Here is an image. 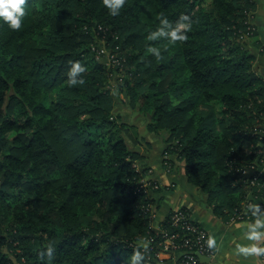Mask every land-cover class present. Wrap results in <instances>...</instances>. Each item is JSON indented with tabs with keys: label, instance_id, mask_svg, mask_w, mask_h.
Returning <instances> with one entry per match:
<instances>
[{
	"label": "trees",
	"instance_id": "obj_1",
	"mask_svg": "<svg viewBox=\"0 0 264 264\" xmlns=\"http://www.w3.org/2000/svg\"><path fill=\"white\" fill-rule=\"evenodd\" d=\"M37 1L42 18L27 0L20 30L0 23V207L20 196V227L0 236V264H129L149 236L159 239L151 215L160 188L143 187L142 156L129 148L135 138L116 94L148 120L164 155L183 162L215 214L229 218L248 197L235 168L264 145V79L237 41L253 1L126 0L115 16L102 0ZM182 15L192 23L186 41L149 38L163 18L175 25ZM102 46L127 57L113 92L118 69L97 59ZM74 61L86 67L85 83L68 86ZM159 228L174 230L169 214ZM15 241L26 246L14 261L2 247ZM50 246L53 258L42 257ZM140 250L145 264H172L157 249Z\"/></svg>",
	"mask_w": 264,
	"mask_h": 264
},
{
	"label": "crops",
	"instance_id": "obj_2",
	"mask_svg": "<svg viewBox=\"0 0 264 264\" xmlns=\"http://www.w3.org/2000/svg\"><path fill=\"white\" fill-rule=\"evenodd\" d=\"M136 141L130 142L129 148L142 156L136 163L137 169H145V179L155 182L160 188L154 194L157 204L154 227H159L171 211L185 208L191 218L207 231L209 237L217 240L215 256L208 264H264V256L244 257L238 253L241 246H250L253 243L264 247V239L259 242L249 241L244 235L248 226L258 217L264 219V208L258 217L249 221L231 222L230 218L216 215L213 206L207 201V196L186 181L182 162L174 154L164 155L166 144L161 137L145 130L144 138ZM164 160L170 164L169 169L164 165ZM261 229H264V225H261ZM169 255L170 257L162 254L160 259L177 264L178 254Z\"/></svg>",
	"mask_w": 264,
	"mask_h": 264
},
{
	"label": "built area",
	"instance_id": "obj_3",
	"mask_svg": "<svg viewBox=\"0 0 264 264\" xmlns=\"http://www.w3.org/2000/svg\"><path fill=\"white\" fill-rule=\"evenodd\" d=\"M252 18V17H251ZM251 21V20H249ZM248 34H252L254 26L249 23ZM100 50V49H99ZM99 54H104V48ZM112 63L120 65V59L115 52L111 53ZM120 71V70H119ZM116 76V74H115ZM123 76L119 75L118 78ZM259 139L264 137L263 130H260ZM255 159L235 168L242 182L246 184L249 197L230 216L231 222L249 221L258 217L264 208V145L255 151ZM166 164L169 165L168 161ZM143 187L148 185V180L143 179ZM155 188L158 186L155 184ZM155 218V214L151 215ZM169 225L174 230L161 229L158 226L153 228L159 239L153 235L149 236L144 242H148V249H157L155 255L160 258L161 254H178L177 264H208L198 257L204 255L211 260L215 256V248H209L207 241L210 238L207 231L195 222L185 208H179L169 213Z\"/></svg>",
	"mask_w": 264,
	"mask_h": 264
},
{
	"label": "rangeland",
	"instance_id": "obj_4",
	"mask_svg": "<svg viewBox=\"0 0 264 264\" xmlns=\"http://www.w3.org/2000/svg\"><path fill=\"white\" fill-rule=\"evenodd\" d=\"M207 1H208L207 3L205 2V8H209L211 6V1L210 0ZM251 1H253L254 3V8L252 9V11L254 12V16L252 19L251 18L249 19L251 20L249 21V23L254 26V29L252 30L254 34H248V33L246 34V32L241 33V35L237 37V41H240L248 51H250L253 55H255L256 57L254 61V67L256 68L255 70L264 79V0H251ZM30 5H31L33 17L40 14V11L42 9L40 1L36 2V0H31ZM42 15L43 12H41L40 18H42ZM104 39L105 38H102L100 40V43L104 41ZM103 48L105 53L96 55L100 63H102L108 71L110 70V68L113 70H117V69L120 70V71L117 70L116 76L113 72V76L111 78L110 84L108 85L110 91L113 92L116 90V86L119 85L122 80V78H118V76L119 75L124 76L126 73L125 67L127 65V57L123 51L121 53L119 52L116 53L118 58L120 59V65H116V63H112L111 50L109 48L106 49V47L102 46L101 48H99L100 49L99 51L101 52V49ZM116 49L118 50V47H116ZM127 50L129 49H126V51ZM116 95H118L119 97L117 99V102L120 105L122 116L125 119V121L131 125L130 132L131 134H133L135 138V141L133 143L137 142L136 139L138 141L142 140L144 138L145 130L147 131L146 125L148 123V120L146 121L143 118L144 116L140 112H138L137 109H131L130 107H128L129 106L128 99L125 96H122L121 94H116ZM257 121H262L261 125L264 126V116L262 119L260 118ZM261 130H263V128ZM130 142L132 141L128 139V144ZM181 164L183 165V162ZM164 165L169 169V165L166 164L165 160H164ZM2 181L3 180H1V182ZM156 185L159 187L158 184ZM13 197L14 198H8V199L4 198V202H3L4 204L2 203V207H0V236L7 238L9 237L7 235H9V233L13 229L20 227L17 223L18 205L20 203V200L16 202L17 198H19L20 196L14 193ZM248 197H249V193H248ZM19 242L21 246L19 245ZM14 246L15 248L13 249L11 248L10 250L12 252L8 251L6 245L2 247V251L8 252V256L12 257V259L15 261V256H14L15 253L16 254L21 253L24 247L26 246V244L21 241H15ZM166 255L170 257L169 254ZM15 264L18 263L15 261Z\"/></svg>",
	"mask_w": 264,
	"mask_h": 264
},
{
	"label": "clouds",
	"instance_id": "obj_5",
	"mask_svg": "<svg viewBox=\"0 0 264 264\" xmlns=\"http://www.w3.org/2000/svg\"><path fill=\"white\" fill-rule=\"evenodd\" d=\"M126 0H102L104 7L108 12L115 16L118 15L121 8L124 6ZM27 0H0V23H5L12 30H20L22 27V21L25 13L24 5ZM162 23L164 27H159L155 31L149 33V38H155L158 35L167 37L170 44H176L177 42H183L188 39V31L192 27L191 19L188 15H182L180 19L173 25L166 17L163 18ZM155 56H159V50L150 48L148 50ZM86 71V67L79 61H74L68 73V86H75L77 84H84L85 80L80 75ZM77 77H79L77 79ZM261 225H264V219L257 218L253 223L248 226L245 232V238L249 241L259 242L264 239V229H261ZM260 229V230H258ZM209 248H215L217 246V240L212 237L207 241ZM143 248L147 251L148 242H142L131 254L129 258V264H145V254L140 250ZM238 253L244 257L250 255L264 256V247L258 246L253 243L250 246H241L238 249ZM42 257L47 255L49 259L54 256V248L48 247Z\"/></svg>",
	"mask_w": 264,
	"mask_h": 264
},
{
	"label": "water",
	"instance_id": "obj_6",
	"mask_svg": "<svg viewBox=\"0 0 264 264\" xmlns=\"http://www.w3.org/2000/svg\"><path fill=\"white\" fill-rule=\"evenodd\" d=\"M1 180H3V178H1ZM198 257H199L200 260L203 261V262H209V261L211 260L210 258H208V257H206V256H204V255H200V254H198Z\"/></svg>",
	"mask_w": 264,
	"mask_h": 264
}]
</instances>
